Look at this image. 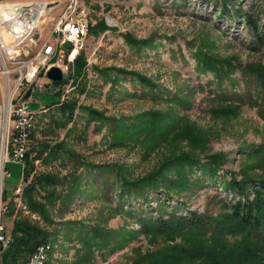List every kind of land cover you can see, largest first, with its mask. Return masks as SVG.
Returning a JSON list of instances; mask_svg holds the SVG:
<instances>
[{
	"label": "rangeland",
	"instance_id": "obj_1",
	"mask_svg": "<svg viewBox=\"0 0 264 264\" xmlns=\"http://www.w3.org/2000/svg\"><path fill=\"white\" fill-rule=\"evenodd\" d=\"M34 1L49 9L37 44L74 6L89 26L80 70L73 63L61 82L31 92L28 159L8 163L3 180L7 237L15 223L39 230L52 244L44 264H264V244L230 226L229 203L244 197L225 188L232 178H264V99L253 74L264 70V29L255 42L243 18L264 24V0H0ZM218 62L230 77L221 86L210 68ZM184 154L203 166L216 156V177L199 167L185 174ZM153 174L122 192L125 180ZM33 182L37 211L23 198ZM162 205L164 219L196 212L218 228H144L140 218Z\"/></svg>",
	"mask_w": 264,
	"mask_h": 264
},
{
	"label": "built area",
	"instance_id": "obj_2",
	"mask_svg": "<svg viewBox=\"0 0 264 264\" xmlns=\"http://www.w3.org/2000/svg\"><path fill=\"white\" fill-rule=\"evenodd\" d=\"M44 4L17 5L12 7L18 16V26H9L5 20V7L0 12V250L6 244L7 235L1 223L3 212V180L10 175L8 163H22L30 148L28 137L30 118L34 113L30 109L28 91L43 90L47 84L55 82L47 78L51 67L61 70L65 78L74 63V57L81 53V47L87 36L89 24L85 23V11L76 12L74 6L70 13L62 14L54 23L50 35L45 37L44 45L32 55L26 64L11 65L3 60V53H26L31 45L35 29L37 10ZM68 45V49H63ZM45 79L42 80V79ZM22 185L16 187L20 192ZM47 242L33 253L26 264H38L46 258Z\"/></svg>",
	"mask_w": 264,
	"mask_h": 264
},
{
	"label": "trees",
	"instance_id": "obj_3",
	"mask_svg": "<svg viewBox=\"0 0 264 264\" xmlns=\"http://www.w3.org/2000/svg\"><path fill=\"white\" fill-rule=\"evenodd\" d=\"M224 3L229 0H223ZM264 11V6L261 7ZM254 14L250 15L245 13L243 18L245 19L247 25L252 30L255 42H261L262 29H264V24L261 26L254 20ZM100 30L105 29V23L101 22L97 26ZM83 58L79 55L75 59L74 63L77 70H80L83 65ZM218 75V86H221L223 78H230L228 73H221L222 64L218 62L217 65H211L210 67ZM257 88L261 90V97L264 99V70L255 68L253 71ZM223 75V78L222 76ZM222 78V80H221ZM72 106L66 105L65 110H68V113L72 112ZM29 153V151H28ZM28 153L26 155V161L28 159ZM181 157V169L185 170V174H189V171L192 170V167H199L202 169V172L205 176L214 178L216 177V169L218 167L217 157L212 155L206 157V166H203L199 163V158L192 155H179ZM25 161V162H26ZM184 165L185 168H184ZM188 167V169H186ZM26 169L24 166L23 177L26 178ZM155 174L148 176L142 180L135 182L124 181L122 185V192L128 191V186L133 188L134 185L142 184L144 182L153 181ZM48 177H39V183L42 184L43 179L45 182L49 181ZM257 185L256 189H252L253 198H249L247 190L253 186ZM37 183H32L24 188V201L25 204L32 210H38L36 208L37 203L32 199V193L35 191ZM225 188H229L232 192L242 195L243 200L237 199L232 203H229L230 213H228V218L230 219V226L237 227L244 232L252 233L260 243L264 244V178L259 180H235L231 179L230 181L225 182ZM131 192V190H130ZM132 192L135 193L133 190ZM39 212V211H38ZM163 212H165L164 205L159 208V214L157 217H141L140 221L145 225L144 228L156 231L158 233H173L180 230H193V231H206L209 229L218 228V225H215V222L205 214H197L196 212H191L189 216L187 215H171L167 219L162 218ZM230 227L227 229L229 230ZM20 235H19V234ZM41 232L34 227L25 224V223H15L13 227V232L11 234V239L3 246L0 250V264H14L20 259H23L26 263L29 255L33 251L36 245L46 242V239L41 238ZM23 257V258H22Z\"/></svg>",
	"mask_w": 264,
	"mask_h": 264
},
{
	"label": "bare ground",
	"instance_id": "obj_4",
	"mask_svg": "<svg viewBox=\"0 0 264 264\" xmlns=\"http://www.w3.org/2000/svg\"><path fill=\"white\" fill-rule=\"evenodd\" d=\"M35 4H44L41 6V8L39 10H37V16H36V20H35V29H36L37 25H38V21L40 19V16L42 15V13L46 9L47 10H49V9H48L47 3H44L41 1L29 2L26 5H35ZM4 7H5V20H7L8 25L9 26H18V16H17L16 10L14 8H12V7H17V5L11 6L8 2H0V12L3 10ZM81 11H85V10L81 9ZM85 23L88 24L87 15H85ZM35 31H34V33H35ZM34 33H33V35H34ZM43 45H44V39L39 40V43L37 44V43H35V41L33 40V37H32L31 45H29V47L26 48V53H18L16 55H13L12 53H3V60H5L8 63H11V65L26 64L27 60H32V55H35V53H37V50L41 49V47H43ZM78 55H79V53H77V56ZM76 58L77 57H74V61ZM35 115H36V112H34L32 115V118H30V124L28 127V137H32V134L34 132ZM18 193H20V192H15V197L13 199L14 201L16 200L15 198H16ZM7 204H8V201L4 202L3 211L7 209ZM8 241H9V237H7L6 243ZM43 243L44 242L35 246V248L33 249V251L30 254L29 259H32L33 253L38 252V250H40ZM5 245L6 244H4L3 246H5ZM3 246H1V248ZM51 246H52V244L48 241L47 242V249H46V258H41V261L38 264H44L45 263V260L47 259V253L51 249Z\"/></svg>",
	"mask_w": 264,
	"mask_h": 264
},
{
	"label": "water",
	"instance_id": "obj_5",
	"mask_svg": "<svg viewBox=\"0 0 264 264\" xmlns=\"http://www.w3.org/2000/svg\"><path fill=\"white\" fill-rule=\"evenodd\" d=\"M47 78L50 79L53 82H61L63 79V74L61 72V70L57 67H51L48 71H47ZM30 91H28L26 93V97L30 96Z\"/></svg>",
	"mask_w": 264,
	"mask_h": 264
}]
</instances>
